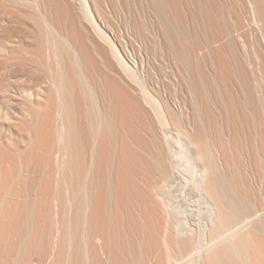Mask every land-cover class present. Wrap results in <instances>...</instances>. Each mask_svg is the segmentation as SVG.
I'll use <instances>...</instances> for the list:
<instances>
[{
	"label": "bare ground",
	"instance_id": "1",
	"mask_svg": "<svg viewBox=\"0 0 264 264\" xmlns=\"http://www.w3.org/2000/svg\"><path fill=\"white\" fill-rule=\"evenodd\" d=\"M18 1L16 14L0 25V51L13 53L33 46L30 51L39 62L35 60L44 69L47 64L49 72H44L48 73L45 86L34 80L28 88L0 77L1 92L10 91L0 96V264H32L34 255L39 264H48V259L49 264H149L158 250L163 260L159 253L156 264H167L164 259L170 257L178 264H264V166L253 185L248 180L251 175L244 172L246 165L256 166L257 154L264 163V99H258L264 97L255 96L253 70L250 79L238 62V55L246 56L248 51L257 59L264 57V0H234L244 3L241 7L228 0L235 17L227 26L213 0L138 1L155 17L156 32L171 52L167 45L164 51L178 59L185 49L180 62L187 65L181 67L189 71V80L184 79L193 91L186 88L194 92L197 123L193 126L190 120V126L181 125L185 108L173 110L161 88L152 87L158 98L149 94V83L139 73L144 68L141 58L137 68V60L114 39L116 34L107 33L111 7L106 3L111 5V0ZM182 10L204 28L198 23V29L193 27V16L189 26ZM18 28L24 30V37L15 34L20 33ZM235 28L247 29L244 35L250 34L254 43L248 36L233 35ZM27 33L31 47L25 41ZM227 36L243 48L230 45L234 42ZM145 39L146 44L149 38ZM249 40L250 50L244 43ZM205 41L213 44L211 50ZM205 46L209 49L203 52ZM5 104L14 105L11 112L8 106L4 112ZM20 131L27 133V146L21 144L24 150L12 141L23 137ZM6 139L14 142H7L14 148L6 146ZM40 150L42 156L33 159L37 155L33 152ZM10 152L19 158V167L35 165L33 170L40 175L35 177L44 178L37 195L40 201H26L30 196L23 201L22 186L10 184L18 170L22 175ZM249 197L259 199L260 210ZM28 205L34 218L31 224L23 219L22 206ZM10 214L16 225L24 224L15 247L11 241L8 247L4 243ZM125 225L130 226V234L124 230L127 226L122 231Z\"/></svg>",
	"mask_w": 264,
	"mask_h": 264
},
{
	"label": "rangeland",
	"instance_id": "2",
	"mask_svg": "<svg viewBox=\"0 0 264 264\" xmlns=\"http://www.w3.org/2000/svg\"><path fill=\"white\" fill-rule=\"evenodd\" d=\"M122 1V2H121ZM139 1V0H131V2L130 3H132V5L130 4V3H128L127 2V0H111V5L109 4V2H108V4L106 3V5H107V7H111V9L109 8L108 10H109V12L107 13V10L106 9H104L105 10V12L107 13V15L109 16L110 15V20H111V22L109 21L108 22V20H109V18H108V20L106 21V23H108L107 25H108V27L110 28V30H108L107 31V33L110 35V37L111 36H114V34H116L115 35V37H114V39H116L117 41H119V42H117V43H120V45H121V43L123 44V46H124V53H125V51H126V53H130L129 54V56L130 55H132L130 58H134L133 60L134 61H136V62H138V65H137V68H138V66H140V63H141V65L142 66H140V67H144L143 69H141V68H139L140 69V71L139 70H137V72L139 71V73L142 75V73H143V78H144V80H145V83L146 84H148V86H147V91L149 92V94H152V96L154 97V98H156L158 95H159V93H157L156 92V90H154L153 88V86H158V88H161L160 90L162 91V94H164V95H166L167 97H168V99L169 100H171V102H173V104H171V102H170V106H171V108L174 110L175 108L177 109V107H180V110H182L181 108L183 107V108H185V109H183L184 110V114H181L182 115V122H181V125H183V124H185V126H187L189 123H188V121L189 122H191L190 124H192V126L194 125V123L196 122L197 123V119H196V111H195V105H194V98H192L191 96V94H193L194 92H192V93H190L191 91H193V89H192V87L190 88L189 86H188V83H189V85H190V81H185V79H187V80H189V78H187L188 76L186 75V74H190V73H188L189 71L187 70H183L184 68L185 69H187V65H184V61H182V63H183V66H186V67H181L182 66V63L180 62L181 61V59H182V56H183V54L184 55H186V52L185 51H180V52H182V55L180 56V57H178V59H176L177 57L175 56V55H173V54H169V51H170V49H169V47H168V45L167 44H165V40H164V42L162 41L163 40V38H161L160 37V35H161V33H160V31H157L156 32V29H155V25L157 24V23H155V17L153 16V15H151L150 14V12H149V10H146L147 11V13H148V15H147V13H145L146 11H145V7H144V5H139V3L140 2H137ZM140 1H142V0H140ZM214 2H212V0H210V3L212 2V3H216V5L218 6V9H219V12H220V16H221V19H222V21H223V24L225 23L226 24V26H227V24H232L233 23V18L235 17V14L233 15L232 13H231V9H229V7H228V0H213ZM243 1V0H242ZM12 2H13V4H12ZM15 2V3H14ZM17 2H19L18 0H16V1H14V0H0V6H1V8H0V25H2V24H4V23H6V21L11 17V13H15L16 14V12L15 11H17L16 10V8H15V6H17L18 5V8L17 9H19V4H20V2L17 4ZM230 2H232V0L230 1ZM233 2H234V0H233ZM238 3H239V1H237ZM236 1L233 3V4H235V3H237ZM241 2V1H240ZM244 2V1H243ZM11 3V4H10ZM115 3H116V5H115ZM126 3V4H125ZM128 3V4H127ZM135 3V4H134ZM142 3V2H141ZM237 3V4H238ZM245 3V2H244ZM244 3H242L241 2V5H240V3L238 4V6L239 7H241L242 6V4H244ZM130 4V5H129ZM138 4V6H136L135 8H132V7H134V5H137ZM231 3H229V5H230ZM236 4V5H237ZM109 5V6H108ZM124 5V6H123ZM125 5L127 6V7H125ZM129 5V6H128ZM5 6H7V8L5 7ZM10 6V7H9ZM113 6V7H112ZM234 6V5H233ZM9 7V8H8ZM12 7V8H11ZM107 7H105V8H107ZM231 7V6H230ZM235 7V6H234ZM245 7V6H244ZM4 8V9H3ZM6 8V9H5ZM13 8H14V10H13ZM231 8H233V7H231ZM236 8H238V7H236ZM12 9V10H11ZM238 9H240V8H238ZM237 9V10H238ZM132 10V11H131ZM139 10V11H138ZM233 10H236V9H233ZM10 11V12H9ZM14 11V12H13ZM145 11V12H144ZM183 12H184V14L186 13V11H184V10H182ZM9 12V13H8ZM142 12V13H141ZM235 12V11H234ZM110 13V14H109ZM128 13V14H127ZM140 13V14H139ZM145 15V18H144V16L143 15ZM183 14V15H184ZM187 14V16H189V14L188 13H186ZM185 14V15H186ZM10 17H9V16ZM151 15V16H150ZM184 15V16H185ZM107 16V17H108ZM135 17L134 19H133V17ZM153 16V17H152ZM186 16V18H187V21L189 20L190 22L189 23H191V21L193 20V18L195 19V17H194V15H191V20H190V18L189 17H187ZM192 16H193V18H192ZM196 16V15H195ZM231 16H233V18L231 17ZM8 19H7V18ZM126 17V18H125ZM128 17V18H127ZM138 17V18H137ZM149 17V18H148ZM231 17V18H230ZM150 18L153 20H151L150 21ZM3 19V20H2ZM128 19V20H127ZM135 19H136V22H138V23H136L135 22ZM145 19V20H144ZM197 19V18H196ZM193 20L192 21V23H196V21H198V20ZM231 19H233V20H231ZM133 20V21H132ZM150 23H149V22ZM230 21H232L231 23H230ZM142 22V23H141ZM144 22V23H143ZM2 23V24H1ZM109 23H112V24H110V26H109ZM125 23H126V25H125ZM131 23V24H130ZM132 23H133V25H132ZM134 23H136V24H134ZM149 23L150 25H151V27H153V28H151L150 27V25L147 24ZM192 23L189 25V26H191L192 25ZM198 23V25L199 24H201L200 22H197ZM197 23L196 24H193V25H195V26H193V27H197V29H198V25H197ZM137 24H138V26H137ZM146 24V25H145ZM153 24H155V25H153ZM131 25V26H130ZM136 25V26H135ZM141 25V26H140ZM197 25V26H196ZM128 26V27H127ZM133 26H134V28H133ZM140 26V27H139ZM147 26V27H146ZM155 26V27H154ZM191 26V27H192ZM200 26V25H199ZM231 26V25H230ZM132 27V28H131ZM137 27V28H136ZM144 27V28H143ZM112 28V29H111ZM116 28V29H115ZM136 28V29H135ZM140 28H142V29H140ZM189 28V27H188ZM200 28H204L203 26L201 27L200 26ZM245 28H246V23H245ZM244 28V29H245ZM19 29V28H18ZM135 29V31H133ZM235 29H236V31H235ZM234 29V31H233V35H238V36H243V38L245 37V36H248V38H246V39H252V37H250L249 38V36H250V34L248 35L247 33H246V35H244V33H245V31H247V29L243 32L242 30H244V29H238L237 30V28H235ZM112 30V31H111ZM151 30V31H150ZM153 30V31H152ZM158 30V29H157ZM189 30H190V28H189ZM201 30V29H200ZM230 30H233V28H230ZM229 30V31H230ZM18 32H20V33H15L17 36L18 35H22L23 34V36H21V37H24V34L25 33H23L24 32V30H17ZM109 31H111L112 32V34H113V32H114V34L113 35H111L110 33H109ZM140 31V32H139ZM143 31H144V37L146 38L145 40H147V37L149 38L148 40H147V43L149 44H145V42L146 41H143V39H144V37H143ZM203 31V30H202ZM201 31V32H202ZM22 32V33H21ZM133 32H135L134 34H133ZM148 32V33H147ZM243 32V33H242ZM117 33H119V34H117ZM126 33V34H125ZM137 33V34H136ZM155 33H157L156 34V36H153V34L155 35ZM141 34V35H140ZM145 34H146V36H145ZM150 34H151V36H153V37H151L150 36ZM27 37H26V39H25V41H26V43H28V47L31 45V44H29V41H31L32 39L30 38V34L29 33H27ZM120 35V36H119ZM126 35H128V36H126ZM132 35V36H131ZM137 35H138V37H137ZM19 36V37H20ZM125 36V37H124ZM120 37V38H119ZM123 37V38H122ZM132 37V38H131ZM140 37V38H139ZM141 37H143L142 38V40H141ZM18 37H16L14 40L15 41H17L16 39H17ZM129 40H128V39ZM150 38H152V40L150 39ZM226 38H229L230 40H231V38H230V36L228 37H226ZM242 38V40H244ZM19 39V38H18ZM31 39V40H30ZM121 39V40H120ZM134 39V40H133ZM160 39V40H159ZM162 39V40H161ZM250 39V40H251ZM126 40V41H125ZM132 41V43H134V44H131V42H129V41ZM229 40V41H230ZM233 40V39H232ZM231 40V41H232ZM235 40V39H234ZM234 40H233V42H234ZM250 40H249V42H247V41H245L244 43L246 44H248V43H250ZM33 41V40H32ZM141 41H143L144 42V44H140L141 43ZM152 41V42H151ZM224 41V40H223ZM227 41V40H226ZM236 41V40H235ZM127 42V43H126ZM140 42V43H139ZM142 42V43H143ZM151 42V43H150ZM206 43H207V41H205ZM210 41L208 40V43H209ZM225 42V41H224ZM237 42V41H236ZM251 42H253L254 43V40L252 41L251 40ZM5 43V42H4ZM31 43V42H30ZM161 44V45H159V44ZM206 43H205V45H206ZM208 43H207V46H209V45H211V47H213V44H209L208 45ZM226 43H228V42H226ZM225 43V44H226ZM231 44L230 45H235L236 46V43L234 42V44H232V42H230ZM138 44H140V46L138 45ZM164 44V45H163ZM246 44V46H247V48H248V46L251 44H248L247 45ZM33 45V44H32ZM133 47H132V46ZM152 47H151V46ZM156 45V46H155ZM162 45H163V47H162ZM165 45H167V47L165 46ZM217 45V44H216ZM226 45H228V44H226ZM237 45H241V43H239V42H237ZM254 45V44H253ZM122 46V45H121ZM120 46V47H121ZM131 46V47H130ZM145 46V47H144ZM147 46V47H146ZM160 46V47H159ZM167 48V50H169L168 51V53L166 52V51H164L165 49H163V48H165V47ZM250 46H252V44L250 45ZM250 46H249V50L251 49V48H253V47H251L250 48ZM256 45H254V47H255ZM31 47V46H30ZM33 47V46H32ZM31 47V49H33ZM120 47H118L119 49H120V51H121V48ZM136 47H137V49H136ZM140 47V48H139ZM157 47V48H156ZM210 47V46H209ZM209 47H206L205 46V48L204 47H202L203 48V52L204 51H208V49H209ZM211 47H210V50H211ZM236 47H238V46H236ZM235 47V48H236ZM242 47V46H241ZM240 46L238 47L239 48V50H241L242 48H241ZM257 47V46H256ZM126 48V49H125ZM149 48V50H147ZM154 48V49H153ZM160 48V49H159ZM237 48V49H238ZM27 48H25V49H20L19 51H14L13 53L12 52H7V51H0L1 53H0V77H1V79H3L4 77H6L7 76V78L6 79H9L8 81H10L11 83L12 82H14V81H19V83H21V84H24L25 85V87L26 88H28V87H31L32 85H34L36 82H34V84L32 83L34 80L35 81H37V83L36 84H38V86L40 85H43V86H45V83H44V81H47L46 79H47V72L46 73H44L46 70L48 71V67H47V69H46V65L47 64H45L44 66H45V69L42 67V63L39 65V63H37V61L39 62V60H38V58H36V55L32 52V51H30L31 49L30 48H28V49H30V50H26ZM144 49H145V52H143L144 51ZM151 49V50H150ZM159 49V50H158ZM214 49V48H213ZM212 49V50H213ZM123 50V49H122ZM129 50V51H128ZM133 50V51H132ZM135 50V51H134ZM141 50V51H140ZM154 52H153V51ZM166 53H164L163 51ZM185 50V49H184ZM150 51V52H149ZM161 51V54L159 53ZM247 51H248V49H247ZM137 52V53H136ZM171 52V51H170ZM183 52H185V53H183ZM202 52V51H201ZM202 52V53H203ZM239 52V51H238ZM9 53V55H7ZM11 53V54H10ZM120 53H122V54H124L122 51L120 52ZM145 53H148V55L146 56L145 55ZM141 54V55H140ZM155 54V55H154ZM12 55V56H11ZM121 55V54H120ZM137 55H138V57H137ZM154 55V56H153ZM169 55H170V57H169ZM172 55H173V57H176L175 59L172 57ZM241 55V54H240ZM238 55V62H240L241 64H243L244 66H245V68H246V70H247V72H249L248 74H249V77H250V79H252L251 78V71L253 70V73H254V77L256 78H254V81H252V82H256L255 84H256V86L254 87V89L256 90V92H255V96L258 98V95H262L263 97H264V57L262 58H259V59H257L258 57H255L254 55H253V53L251 52L250 53V51H248V55H246V56H243V55ZM253 55V56H252ZM134 56V57H133ZM202 57H203V54L201 55ZM199 57V60L201 61V59H202V57ZM249 56V57H248ZM124 57H125V55H124ZM148 57V58H147ZM154 57V58H153ZM156 57V58H155ZM172 57V58H171ZM127 58V57H126ZM137 58V59H136ZM140 58H141V60H140ZM201 58V59H200ZM35 59H37V61L35 60ZM230 60H231V62L232 63H234L235 64V62H236V60L233 58L232 59V57H230L229 58ZM138 60H140V61H138ZM156 60V61H155ZM158 60V61H157ZM176 60V61H175ZM152 62V63H151ZM180 64H179V63ZM156 63V64H155ZM178 63V64H177ZM48 66V65H47ZM177 66H180V67H177ZM156 67V68H155ZM158 67V68H157ZM177 67V68H176ZM43 68V69H42ZM160 68V69H159ZM176 68V69H175ZM179 68H180V70H179ZM146 69V70H145ZM149 69H151V70H149ZM249 69V70H248ZM251 69V70H250ZM12 70V71H11ZM42 70H44V71H42ZM177 71V73H179V71H180V73L179 74H177L176 73V71ZM16 73H15V72ZM147 71H149V72H147ZM186 71V72H185ZM12 72V73H11ZM49 72V71H48ZM148 74H147V73ZM150 72H152V73H150ZM185 72V73H184ZM10 73V74H9ZM18 73V74H17ZM149 73L151 74V76L153 77H151L150 75H149ZM4 74V75H3ZM16 76H15V75ZM21 74H22V76H21ZM183 74V75H182ZM11 75H12V78H11ZM18 75V76H17ZM185 75V76H184ZM3 76V77H2ZM8 76H10L9 78H8ZM21 76V77H20ZM150 76V77H149ZM190 76V75H189ZM186 77V78H185ZM185 78V79H184ZM14 81H13V80ZM20 79H22V80H20ZM150 79H152V80H150ZM183 79H184V81H183ZM178 80V81H177ZM205 80V79H204ZM256 80H258V82L256 81ZM17 81V82H18ZM150 81V82H149ZM176 81L179 83H176ZM206 81V80H205ZM211 83H213V80H212V78H211ZM23 82V83H22ZM181 82V83H180ZM186 82V83H185ZM26 83H29L28 85L26 84ZM184 83L185 84H187V86H184ZM156 84V85H155ZM177 85V86H174V85ZM255 84H253V86L255 85ZM31 85V86H30ZM181 85V86H180ZM209 85V84H208ZM207 85V86H208ZM213 85V84H212ZM28 86V87H27ZM149 86H150V88H149ZM153 87V88H152ZM186 87H188V88H190L191 89V91H190V89H188V88H186ZM257 87H258V89H257ZM175 88V89H174ZM179 88H180V90H179ZM207 88H209V86L207 87ZM14 89V88H13ZM13 89H11V91L13 90ZM163 89V90H162ZM187 91H185V90ZM16 91V89H14L12 92V94H14V92ZM164 91V92H163ZM237 91H238V89H237ZM0 92H1V90H0ZM3 92H5V91H2L1 93H0V96H3ZM182 92H183V94H182ZM257 92H258V94H257ZM6 94L8 93V94H10V91L9 92H5ZM173 94H174V96H173ZM177 96H176V95ZM178 94H180V95H178ZM189 94V95H188ZM182 95V96H181ZM179 96V97H178ZM262 96H259V97H262ZM185 97V98H184ZM188 97V98H187ZM193 97H194V95H193ZM255 97V98H256ZM0 98H2V97H0ZM158 98V97H157ZM174 100H173V99ZM179 98H181V101H183V102H181L180 101V99ZM256 98V99H257ZM184 99H186V100H184ZM258 99H261V100H259L260 102L262 101V99H264V98H258ZM257 99V100H258ZM179 100V101H178ZM192 100V101H191ZM4 101V100H3ZM177 101V102H176ZM190 101V102H189ZM258 101V104L260 103ZM179 102V103H178ZM181 102V103H180ZM184 102H185V104H184ZM187 102V103H186ZM189 102V103H188ZM192 102H193V104H192ZM213 102L214 101H212L211 103L212 104H210L211 105V108L212 107H214L213 106ZM11 104V103H10ZM174 104H175V106H174ZM176 104H178V106H176ZM192 104V105H191ZM215 105H216V103H214ZM219 104V103H218ZM216 105L218 108H219V105ZM161 105V104H160ZM181 105V106H180ZM184 105V106H183ZM4 106H5V108L8 106H6V104L5 105H3V110H4V112H8L9 110H10V112H11V108H12V106L14 107V105H10V106H8L10 109L8 110L7 108L6 109H4ZM163 105H161V107H162ZM193 106V107H192ZM259 106H260V104H259ZM161 107H159V109L161 108ZM164 107V106H163ZM163 107H162V110H163ZM173 107H175V108H173ZM217 107H215L214 108V110L213 111H215V109H218ZM222 107V106H221ZM165 108V107H164ZM193 108V109H192ZM211 108H210V110H211ZM175 109V110H176ZM220 109V108H219ZM218 109V110H219ZM5 110H7V111H5ZM161 110V109H160ZM161 110V111H162ZM178 110V112H181V111H179V109H177ZM176 110V111H177ZM183 110H182V112H183ZM194 110V111H193ZM221 110V109H220ZM18 111V110H17ZM16 111V112H17ZM217 111V110H216ZM215 111V112H216ZM9 112V113H10ZM20 112V111H19ZM194 112V113H193ZM215 112H213V114L215 113ZM185 115H186V118H185ZM184 116V117H183ZM184 118V119H183ZM192 119H194V120H192ZM263 119H264V117H263ZM188 120V121H187ZM193 121V122H192ZM7 122H11V121H7ZM253 124H255V122L253 123ZM196 125V124H195ZM188 126H190V125H188ZM254 126H256V125H254ZM253 126V127H254ZM252 127V128H253ZM257 127V126H256ZM20 132H22L21 133V135H23V137L22 138H20V139H23L22 141H20L19 142V140L16 138V140H15V138H14V140H12L13 138H10L12 141H15V143L14 142H12L10 139H6L5 141H6V146L8 145V147H9V141H11L12 142V144L14 143V144H16L18 147L20 146L21 147V149L22 148H24V146L23 145H25V146H27V140H28V138L26 139V132L24 133V131H20ZM172 132L175 134V131L174 130H172ZM252 132H253V134L255 135L256 133H257V128H255L254 130H252ZM25 136V137H24ZM256 136V135H255ZM25 140V141H24ZM9 144H8V143ZM25 142V143H24ZM21 144H23V145H21ZM23 146V147H22ZM14 148V145H10V147L9 148ZM11 148V149H12ZM24 149H26V148H24ZM24 149H22V150H24ZM6 149H4V151H5ZM27 150H28V153L30 152V149H28L27 148ZM27 150L25 151V154H26V152H27ZM7 151V150H6ZM8 153H9V150L7 151ZM8 153H7V155H8ZM28 153H27V156H28ZM34 154H37L35 157L36 158H33V159H38V158H40L41 156H42V151L40 150V151H38V152H33ZM11 154H13L12 152H10V155ZM10 155H9V157H10ZM258 155V156H257ZM256 155V157H257V164H256V166H254L253 165V167L251 168L250 166H245V168H246V170L244 171V172H246L245 173V176H246V174H247V176L246 177H249L250 175V179H248L249 181H250V183L253 185V183L255 184V181H254V179H255V176H256V174H260L261 172H262V170H263V164L264 163H262L263 162V160L261 161V156L259 155V154H257ZM13 157H14V154H13ZM31 157H32V154H31ZM30 157V158H31ZM17 157H14L13 158V160L15 159V161H17V159H18V161L16 162V165L17 166H15V168L16 169H19L20 168V172L22 173V175L20 176V173H19V170L17 171L18 172V174L16 173V176H20L19 178L18 177H15V179H16V181H15V179L13 180L14 181V183H12V182H10V184L12 185V186H14V185H20V186H22V193L20 194L21 195V197L23 198V197H31V199H29V198H26V199H28V200H26V201H32L33 202V200L34 201H36V199H38L39 200V198H38V196H39V194L38 193H40V191H41V188H42V185H43V181H44V178L42 177V179L40 178V180H38V177L36 178L35 177V175L36 176H40L39 174H36V173H39L38 172V170L37 171H34L35 169H34V167H35V165H33L34 167L33 168H31V167H29L30 169H28V167H25V168H23L22 166H20L19 167V158H17ZM31 160H32V158H31ZM15 161H14V163H15ZM33 161H35V160H33ZM33 164H35L34 162H33ZM9 166V165H8ZM19 167V168H18ZM22 168V169H21ZM28 169V171H27V169ZM247 168H248V170H247ZM250 168H251V171H252V173L251 174H249L251 171H249L250 170ZM15 169V170H16ZM24 169H26V170H24ZM34 169V170H33ZM30 170H32V171H34L33 173H35V174H33L32 173V171H30ZM24 171H25V173L27 174V176H25L26 174L24 173ZM249 171V172H248ZM30 173H32V175L38 180V181H36V179L35 178H32V176H31V174ZM144 173V172H143ZM30 174V175H29ZM244 174V173H243ZM24 175V176H23ZM146 175L148 176V177H150L149 176V174H147L146 173ZM15 176V175H14ZM31 176V177H30ZM253 177V178H252ZM13 178V177H12ZM27 179V180H26ZM32 179L34 180V183L33 184H29V180H31L32 181ZM251 179H252V181H251ZM40 181V182H39ZM38 182H39V185H38ZM253 182V183H252ZM37 183V184H36ZM162 184L164 183V181H162L161 182ZM10 184H9V186H10ZM11 187V186H10ZM10 187H9V189H10ZM15 187V186H14ZM12 189V188H11ZM174 189V188H173ZM175 190V189H174ZM34 193H37L36 194V196H35V194ZM175 193H177V194H175V195H178V192H175ZM254 196V195H253ZM19 198V201L22 199V198ZM35 197V198H34ZM250 198V197H249ZM253 199L251 200V198L249 199V200H251V202L253 201V202H255L254 204H255V207H256V209L257 210H260L261 209V205L259 204L260 203V201H259V199L258 198H254V197H252ZM173 199H177V198H173ZM172 199V200H173ZM180 198H178V200H179ZM23 201H25L24 200V198H23ZM25 201V202H26ZM40 201V200H39ZM177 201V200H176ZM32 202H30V203H32ZM171 202H173V203H176L175 201H171ZM178 202V201H177ZM22 203V202H21ZM29 203V202H28ZM22 207H24L23 208V210H24V216H23V219H24V221L25 222H29L30 224H31V222H34V218L32 219V215H31V213H30V206L28 205V206H22ZM139 208H140V206H138ZM137 214V213H136ZM135 214V215H136ZM135 217H138V219L137 220H140L141 222H143L144 220V218H142V217H140V215H138V216H135ZM139 217H140V219H139ZM7 219V221H5L6 222V224H5V229H7L6 230V234H7V239H9V238H11V239H9V240H7L6 239V241L4 240V243L7 245V247H8V245H9V242L11 241V244L10 245H12L13 247H15V240L17 241V243H16V245L18 244V242H19V237H18V235H17V232L19 231V227L20 226H23L24 224L22 223V222H20V223H18L17 225H16V221L13 219V215L12 214H10L9 215V218H6ZM33 220V221H32ZM127 225H125L123 228H122V231H123V229L126 227ZM128 228H130V226H127L124 230H126L125 232H126V234L128 233V234H130V232H128L130 229H128ZM31 231V227H30V229H29V232ZM131 231V230H130ZM124 232V233H125ZM132 233V232H131ZM20 245V244H19ZM155 252V251H154ZM158 252L160 253L161 251L160 250H158ZM18 253V250L16 251V254ZM159 253H155L156 255L153 257L152 256V258H153V260L152 259H150L151 260V262H150V260H148V262H149V264H156V262H159L158 261V259H160V258H158V257H160L159 255L161 254H159ZM157 254H158V256H157ZM162 256H161V258L163 257V253L161 254ZM155 257H157V261L155 260ZM165 258V257H164ZM33 259V262H32V264H39V261H38V256L37 255H34V257L32 258ZM162 260H163V258H162ZM164 260H167L166 262H167V264H174L177 260L174 258V257H170V258H165ZM172 260L174 261L175 260V262H172ZM155 261V262H154ZM49 262H50V260L48 259V264H49ZM154 262V263H153ZM43 264H45V262L43 263ZM146 264H148L147 262H146ZM175 264H178V263H175Z\"/></svg>",
	"mask_w": 264,
	"mask_h": 264
}]
</instances>
